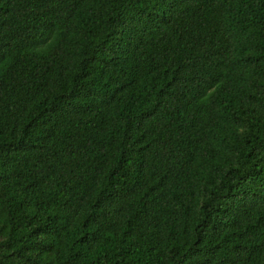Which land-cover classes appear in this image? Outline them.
Here are the masks:
<instances>
[{
    "label": "trees",
    "instance_id": "16d2710c",
    "mask_svg": "<svg viewBox=\"0 0 264 264\" xmlns=\"http://www.w3.org/2000/svg\"><path fill=\"white\" fill-rule=\"evenodd\" d=\"M0 264H264V0H0Z\"/></svg>",
    "mask_w": 264,
    "mask_h": 264
}]
</instances>
